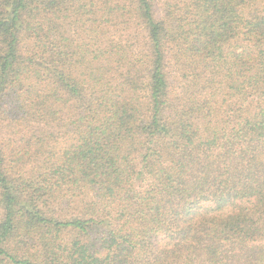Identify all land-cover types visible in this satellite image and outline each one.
<instances>
[{
	"label": "trees",
	"instance_id": "obj_1",
	"mask_svg": "<svg viewBox=\"0 0 264 264\" xmlns=\"http://www.w3.org/2000/svg\"><path fill=\"white\" fill-rule=\"evenodd\" d=\"M0 264H264V0H0Z\"/></svg>",
	"mask_w": 264,
	"mask_h": 264
}]
</instances>
